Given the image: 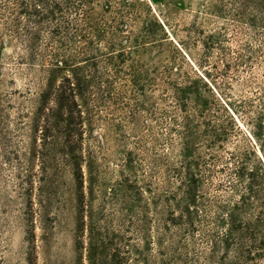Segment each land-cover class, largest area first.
<instances>
[{
    "label": "rangeland",
    "instance_id": "374dc122",
    "mask_svg": "<svg viewBox=\"0 0 264 264\" xmlns=\"http://www.w3.org/2000/svg\"><path fill=\"white\" fill-rule=\"evenodd\" d=\"M53 2L0 0V264H88L93 235L96 264H211L230 154L264 157V0L95 1L146 36L124 56L89 41L81 14L36 13ZM55 60L89 81L81 150L62 149L64 127L49 144L42 96L68 75ZM185 116L186 163L204 173L192 227L176 207Z\"/></svg>",
    "mask_w": 264,
    "mask_h": 264
},
{
    "label": "trees",
    "instance_id": "16d2710c",
    "mask_svg": "<svg viewBox=\"0 0 264 264\" xmlns=\"http://www.w3.org/2000/svg\"><path fill=\"white\" fill-rule=\"evenodd\" d=\"M60 1L58 3L53 2V5L38 4L40 8L36 9V13L45 12L49 14L51 19L59 12L81 14L82 18H86L85 25L88 27L87 37H89V41L100 44V46L106 43L107 46L104 47L111 55L124 56V52L129 53L134 48L131 46L125 48L122 46L123 44L134 41L135 47H137L142 40L147 39L145 35L141 34L142 36H138L134 40L132 34L124 30L126 25L123 22L125 20L123 12H115L116 17L121 19L119 23H117L116 17L107 20L103 18L104 16L95 17L96 11L95 8H91V5H94L97 0ZM42 14L44 15V13ZM55 61L58 64H54V69L59 72H68V75L62 76L59 84L51 79L48 90L42 96L46 105L52 104L48 108L49 113L47 114L49 144L52 146L57 144L56 138L61 133L60 129L64 127L65 141L62 149L81 150L82 132L85 131L82 122L84 118L81 103L85 104V94L90 88L89 81H87V77L78 73L80 67L77 64L76 66H69L63 61ZM57 70L52 72L56 73ZM203 109H195L197 115L202 116L207 112ZM180 127L182 129L180 138L185 152L182 153L183 169L177 172L176 177L180 178L184 196L176 207L181 211V219L187 217V225L192 227V223L194 224L196 218L199 217V211H201L198 205V200L201 198L198 185L203 180L204 173L200 166L186 163L189 159V148L193 145L192 140L195 134L188 116L182 118ZM213 132L216 133V130ZM259 155L261 162L254 160L250 166V161L254 157L253 151L250 150L242 155L230 154L229 159L232 164L225 166L227 176L224 184H221L229 196L226 200L219 201L216 206L215 236H213L210 244L211 264H264V157L260 153ZM66 156L71 160L76 159L72 153H68ZM78 168L74 172L77 175L80 174V167ZM164 241L165 237L159 239L160 246ZM100 244L102 242L95 241L94 235L90 238L88 264H96L98 261V246H101ZM127 253V260L137 259L139 262L138 258L133 257L135 255L134 250H128ZM161 256L163 257L161 263L164 264L167 259V252H162ZM117 257L114 254L113 260H110L109 264H119L116 261Z\"/></svg>",
    "mask_w": 264,
    "mask_h": 264
},
{
    "label": "bare ground",
    "instance_id": "6f19581e",
    "mask_svg": "<svg viewBox=\"0 0 264 264\" xmlns=\"http://www.w3.org/2000/svg\"><path fill=\"white\" fill-rule=\"evenodd\" d=\"M259 153L261 154V152L259 151ZM262 155V154H261Z\"/></svg>",
    "mask_w": 264,
    "mask_h": 264
}]
</instances>
